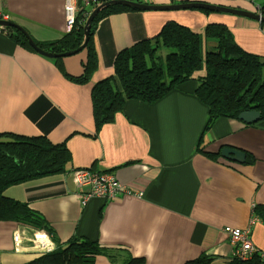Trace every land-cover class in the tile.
Instances as JSON below:
<instances>
[{
  "label": "crops",
  "instance_id": "obj_1",
  "mask_svg": "<svg viewBox=\"0 0 264 264\" xmlns=\"http://www.w3.org/2000/svg\"><path fill=\"white\" fill-rule=\"evenodd\" d=\"M133 1H197L254 10L262 0ZM110 5L135 11L99 19L90 49L84 46L74 56L41 55L19 30L0 26V133L45 136L52 144L63 143L70 153L64 173L6 185L5 196L43 216L45 229L60 242L73 236L96 240L101 248L144 259L143 264H183L200 254L212 257L211 264H233L232 246L223 227L245 228L253 218L249 238L264 260V224L252 214L255 204H264V120L246 123L238 116L221 117L205 128L208 107L194 94V74L155 101L126 99L120 111L98 127L91 101L97 82L107 78L114 90L122 91L124 79L113 68L119 51L147 40L165 60L172 49L156 36L167 21L200 34L203 53L216 48L213 38L204 37L205 25L223 24L233 43L261 58L264 24L216 11L142 10L113 3L102 8ZM0 12L5 20L19 24L36 44H43L44 50L69 51L71 40L68 44V40L60 41L67 34L63 0H0ZM84 23L83 16L74 31L79 37H83ZM82 74L87 76L82 83L71 79ZM115 97H106L108 106L116 107ZM8 138L0 136V140ZM197 145L202 152L195 151ZM224 146L246 151L255 160L248 164L224 158L220 153ZM217 151L216 160L205 156ZM81 169L111 174L130 189L142 190L143 197L120 196L110 201L95 197L81 205L80 189L72 175ZM31 228L0 219V264H24L54 247L53 242L34 240ZM14 230L20 234L18 246L13 241ZM120 263L105 253L95 255L93 262Z\"/></svg>",
  "mask_w": 264,
  "mask_h": 264
},
{
  "label": "trees",
  "instance_id": "obj_2",
  "mask_svg": "<svg viewBox=\"0 0 264 264\" xmlns=\"http://www.w3.org/2000/svg\"><path fill=\"white\" fill-rule=\"evenodd\" d=\"M105 1L98 0V4ZM257 7L260 14L264 15V0L258 3ZM194 10L205 13L212 12L197 8ZM121 11H135V9L110 5L102 8L94 16L85 45L87 48L90 49L92 32L98 20L111 13ZM82 21L83 16L79 12L75 27L77 28ZM4 28L9 29V27ZM76 28L65 34V37L60 40H68L67 44L71 40L68 50L76 48L83 41L82 36L79 37L74 33ZM203 34L205 38L215 40V50L203 53L200 34L192 32L188 27L181 26L174 21H167L162 26L160 34L156 36L158 42L172 49V52L166 55L165 60L158 54V47L150 46L147 40L136 42L129 48L119 51L113 68L114 73L124 79V82L121 83L122 91L114 90L110 79L107 78L97 82L95 90L91 93L93 117L97 127L100 123L111 120L115 113L120 111L126 99L155 101L178 84L192 79L193 74L196 78L194 94L208 107L209 117L205 128H208L217 118H237L238 114L245 110H258L260 119L264 120V58L245 52L233 43L227 27L223 24H207ZM56 42L53 41L52 44ZM40 46L44 47L43 44ZM66 50H55V52ZM89 57L91 59L94 57L91 50ZM147 63L151 68L154 85H151L149 81L150 74L148 75ZM202 70L204 72L200 73L201 75L195 73ZM71 79L82 83L87 79V76L82 74L79 77H71ZM141 79L145 81L143 85L140 83ZM100 87H102V91H100ZM115 94L117 105L113 108L106 103V97ZM0 136L10 137L7 140H0V219H12L32 227V229H42L54 243V247L50 251L41 253L24 264H93L94 256L101 253H105L110 259L114 256L119 259L120 264L144 263L142 258H135L115 249L101 248L96 240L80 239L79 236H73L66 242H60L54 234L50 236V230L45 229L43 216L40 217L31 211L24 202L20 203L4 196L2 191L6 185L31 177L64 173L70 153L63 143L52 144L45 136L30 137L7 132L0 133ZM195 151L202 152L199 145L196 146ZM207 153L205 156L211 160H216L219 157V151ZM245 157V163L248 164L255 160L246 151ZM133 191H141L142 195L140 197L125 196L143 197L142 190ZM252 214L264 224V204H255ZM230 262L233 264H264V260L258 253H254L250 259L245 261L231 258ZM211 263L212 257L200 254L183 264Z\"/></svg>",
  "mask_w": 264,
  "mask_h": 264
},
{
  "label": "built area",
  "instance_id": "obj_3",
  "mask_svg": "<svg viewBox=\"0 0 264 264\" xmlns=\"http://www.w3.org/2000/svg\"><path fill=\"white\" fill-rule=\"evenodd\" d=\"M98 5V0H63L64 8V30L70 32L74 30L76 17L79 12L82 13L85 20L91 10ZM0 19L7 17L0 12ZM1 28H3L1 26ZM72 175L75 183L80 189L79 198L81 205H84L93 197H102L105 200H114L120 196L135 195L140 197L141 191H133L129 187L117 181L111 174H100L89 169L73 170ZM254 219H250L249 224ZM249 224L245 228L225 225L223 231L229 239L232 246L231 257L240 261L248 260L254 253H259L253 246L249 238ZM33 239L39 243H52L49 235L42 229L33 230ZM13 241L18 246L20 244V234L18 230H14Z\"/></svg>",
  "mask_w": 264,
  "mask_h": 264
},
{
  "label": "water",
  "instance_id": "obj_4",
  "mask_svg": "<svg viewBox=\"0 0 264 264\" xmlns=\"http://www.w3.org/2000/svg\"><path fill=\"white\" fill-rule=\"evenodd\" d=\"M111 3L127 5L130 7H134L136 9H142V10H178V9H191V8L206 9V10L216 11V12L230 13V14L241 16L244 18H250L255 21L264 22V15H261L260 13L256 11L245 10L242 8L240 9L232 8L229 6H224V5H219V4H210V3H203V2H197V1L173 3V4H146V3L135 2L133 0H111V1H105L101 3L91 10L90 14L86 18L85 23L82 27V33H83L82 44H80L79 46H77L76 48L72 50L58 52V53L49 52L47 50H44L39 45H37L31 39V37L24 31V29L15 22L0 19V26L12 27V28L19 30L26 37L29 45L33 48V50L39 54H42L48 57L68 56L70 54L76 53L80 51L81 49H83V47L86 45L88 41L89 32H90V24H91L93 17L99 11V9ZM238 119L246 123H253L260 119V112L258 110H245L238 114ZM220 153L224 158H227L229 160H234L238 162L245 161V153L241 149H238L235 147L224 146L220 150Z\"/></svg>",
  "mask_w": 264,
  "mask_h": 264
},
{
  "label": "rangeland",
  "instance_id": "obj_5",
  "mask_svg": "<svg viewBox=\"0 0 264 264\" xmlns=\"http://www.w3.org/2000/svg\"><path fill=\"white\" fill-rule=\"evenodd\" d=\"M260 1V0H259ZM261 2V1H260ZM258 4V3H257ZM232 8H239V7H232ZM191 9H193V8H191ZM194 9H196V8H194ZM240 9V8H239ZM204 10H206V9H204ZM208 11H210V10H208ZM259 13V12H258ZM83 50V49H82ZM82 50H80V51H78V52H76V54H74V55H77V54H79V53H81L82 52ZM42 55V54H41ZM71 56H74V55H72V54H70ZM66 57H68V56H66ZM61 58H64V57H61ZM143 82H145L144 80H142V83ZM4 196L6 195L5 194V191H3V193H2ZM32 229V228H31ZM30 231V230H29Z\"/></svg>",
  "mask_w": 264,
  "mask_h": 264
},
{
  "label": "clouds",
  "instance_id": "obj_6",
  "mask_svg": "<svg viewBox=\"0 0 264 264\" xmlns=\"http://www.w3.org/2000/svg\"><path fill=\"white\" fill-rule=\"evenodd\" d=\"M99 5V4H98ZM239 8H241V7H239ZM256 8L257 9H254V10H250V11H256L257 10V12H259L258 11V7L256 6ZM242 9H245V8H242ZM245 10H248V9H245ZM260 13V12H259ZM230 14V13H229ZM3 27V26H2ZM23 226H27V225H24V224H22ZM33 230H40V229H31V231L33 232ZM232 258V257H231Z\"/></svg>",
  "mask_w": 264,
  "mask_h": 264
}]
</instances>
